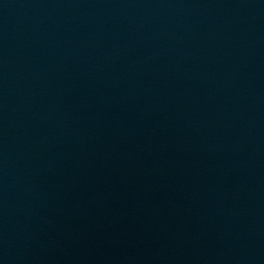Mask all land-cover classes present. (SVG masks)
I'll use <instances>...</instances> for the list:
<instances>
[{
  "label": "water",
  "instance_id": "obj_1",
  "mask_svg": "<svg viewBox=\"0 0 264 264\" xmlns=\"http://www.w3.org/2000/svg\"><path fill=\"white\" fill-rule=\"evenodd\" d=\"M0 264H264V0H0Z\"/></svg>",
  "mask_w": 264,
  "mask_h": 264
}]
</instances>
